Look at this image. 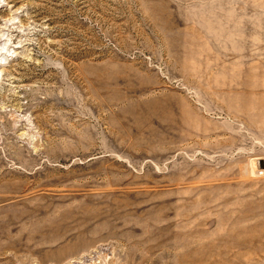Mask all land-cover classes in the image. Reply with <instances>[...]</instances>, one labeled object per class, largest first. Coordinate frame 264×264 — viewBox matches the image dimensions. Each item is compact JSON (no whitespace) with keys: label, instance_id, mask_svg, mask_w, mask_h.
Returning a JSON list of instances; mask_svg holds the SVG:
<instances>
[{"label":"rangeland","instance_id":"374dc122","mask_svg":"<svg viewBox=\"0 0 264 264\" xmlns=\"http://www.w3.org/2000/svg\"><path fill=\"white\" fill-rule=\"evenodd\" d=\"M260 161L264 0H0V264H264Z\"/></svg>","mask_w":264,"mask_h":264},{"label":"built area","instance_id":"2783aa9c","mask_svg":"<svg viewBox=\"0 0 264 264\" xmlns=\"http://www.w3.org/2000/svg\"><path fill=\"white\" fill-rule=\"evenodd\" d=\"M258 173H259L260 175H264V165H263V167H260V168L258 169Z\"/></svg>","mask_w":264,"mask_h":264},{"label":"water","instance_id":"95a60500","mask_svg":"<svg viewBox=\"0 0 264 264\" xmlns=\"http://www.w3.org/2000/svg\"><path fill=\"white\" fill-rule=\"evenodd\" d=\"M260 166H261V167L263 166V161H260Z\"/></svg>","mask_w":264,"mask_h":264},{"label":"bare ground","instance_id":"6f19581e","mask_svg":"<svg viewBox=\"0 0 264 264\" xmlns=\"http://www.w3.org/2000/svg\"><path fill=\"white\" fill-rule=\"evenodd\" d=\"M4 48V47H3Z\"/></svg>","mask_w":264,"mask_h":264}]
</instances>
